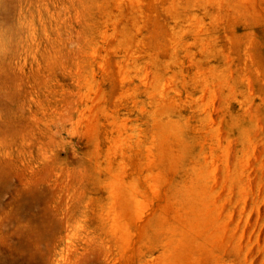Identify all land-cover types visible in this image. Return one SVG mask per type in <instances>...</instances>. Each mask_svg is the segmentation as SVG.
Here are the masks:
<instances>
[{
	"label": "rangeland",
	"instance_id": "rangeland-1",
	"mask_svg": "<svg viewBox=\"0 0 264 264\" xmlns=\"http://www.w3.org/2000/svg\"><path fill=\"white\" fill-rule=\"evenodd\" d=\"M0 264H264V0H0Z\"/></svg>",
	"mask_w": 264,
	"mask_h": 264
}]
</instances>
